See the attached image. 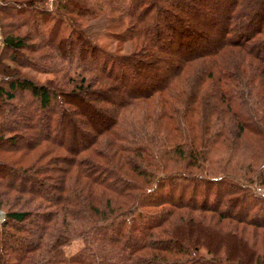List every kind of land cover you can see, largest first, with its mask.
<instances>
[{"label": "trees", "instance_id": "trees-1", "mask_svg": "<svg viewBox=\"0 0 264 264\" xmlns=\"http://www.w3.org/2000/svg\"><path fill=\"white\" fill-rule=\"evenodd\" d=\"M42 1L0 0V264H264V0Z\"/></svg>", "mask_w": 264, "mask_h": 264}, {"label": "rangeland", "instance_id": "rangeland-1", "mask_svg": "<svg viewBox=\"0 0 264 264\" xmlns=\"http://www.w3.org/2000/svg\"><path fill=\"white\" fill-rule=\"evenodd\" d=\"M210 2V4L208 3L209 7H212L214 9V3L211 0H208ZM215 1V0H213ZM41 6V8L51 12L53 14V17L56 16L55 14V6H56V1L55 0H43L42 3L39 5ZM215 10V9H214ZM215 12V11H214ZM218 17V16H217ZM52 19H49L43 26L42 32L44 34H47V31L49 30V28L52 26L53 24ZM197 22V21H196ZM69 23L66 20H62V22H60L59 25V30H58V36H65L68 31H69ZM105 25V19L99 15L96 18L89 20L86 22L85 27H86V32L90 35L91 39H94V41L97 42V44H100L102 47H104L107 51L111 52V53H117V54H125L128 51V42H123V43H117V41L112 38V36L109 34H107L104 30L103 27ZM203 29L207 30V27L203 26ZM20 31H22L20 29ZM0 42H1V35H0ZM0 49H1V43H0ZM25 54V53H23ZM27 54V53H26ZM21 72L25 73L28 77H31L35 80H37L38 82H42L44 81L46 78H51L52 76L50 74L47 73H38L32 70H28V69H23ZM8 120V119H7ZM4 123V125H6L5 121L0 123V129L1 127L4 125H2ZM4 135H6V133H4ZM83 140L81 141V139L78 140L77 144L82 143ZM6 146V145H5ZM7 147V146H6ZM59 154H62L63 156H68L66 155V153H64L62 150H59L58 152ZM11 156H17L16 154H12ZM5 158H7V155H4ZM1 158L3 159V155L1 156ZM264 159V157H261V159L257 162V166H262L263 165V170H264V164L262 162V160ZM26 161V160H25ZM217 166V164H216ZM215 168V166L209 167V174L212 175H216L217 173H212L211 170H213ZM240 172H244V171H240ZM249 175V174H247ZM11 178V177H9ZM8 178V179H9ZM235 183H240L239 180H237L235 177L231 178ZM18 179L16 178V181ZM29 183H26V185H28ZM246 186H250L249 189H251L253 194H257V195H261L264 194V187L262 186H256L254 184L248 183L246 184ZM213 192V190H212ZM210 198H212V195L209 196ZM259 207V206H258ZM254 208V207H253ZM250 211V213L253 212ZM0 222L3 219L4 216V212L2 210H0ZM1 214L2 217H1ZM86 239L82 238V239H76L71 241L68 245L64 246L63 248H61V255L63 256H68L71 253L76 252L78 249H80V247H82L83 245H85Z\"/></svg>", "mask_w": 264, "mask_h": 264}, {"label": "water", "instance_id": "water-1", "mask_svg": "<svg viewBox=\"0 0 264 264\" xmlns=\"http://www.w3.org/2000/svg\"><path fill=\"white\" fill-rule=\"evenodd\" d=\"M1 213V212H0ZM3 214H1V217H2Z\"/></svg>", "mask_w": 264, "mask_h": 264}]
</instances>
